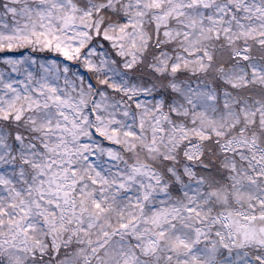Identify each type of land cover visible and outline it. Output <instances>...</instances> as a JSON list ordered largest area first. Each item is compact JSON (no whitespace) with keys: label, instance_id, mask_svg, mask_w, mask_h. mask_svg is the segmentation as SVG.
Segmentation results:
<instances>
[{"label":"snow or ice","instance_id":"snow-or-ice-1","mask_svg":"<svg viewBox=\"0 0 264 264\" xmlns=\"http://www.w3.org/2000/svg\"><path fill=\"white\" fill-rule=\"evenodd\" d=\"M0 264H264V0H0Z\"/></svg>","mask_w":264,"mask_h":264}]
</instances>
